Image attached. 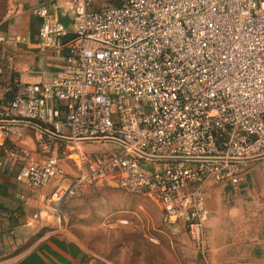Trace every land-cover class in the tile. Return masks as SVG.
<instances>
[{
    "label": "built area",
    "instance_id": "2783aa9c",
    "mask_svg": "<svg viewBox=\"0 0 264 264\" xmlns=\"http://www.w3.org/2000/svg\"><path fill=\"white\" fill-rule=\"evenodd\" d=\"M70 3V31L46 6L32 10L39 49L67 55L47 82L13 81L0 103V150L24 137L22 122L71 142L35 129L44 157L23 163L16 181L32 192L55 183L47 201L57 213L97 185L155 197L163 224L181 225L210 264L207 185L237 187L244 164L264 159V0ZM87 140L119 149L83 154L65 179L56 145Z\"/></svg>",
    "mask_w": 264,
    "mask_h": 264
},
{
    "label": "crops",
    "instance_id": "0c3cea01",
    "mask_svg": "<svg viewBox=\"0 0 264 264\" xmlns=\"http://www.w3.org/2000/svg\"><path fill=\"white\" fill-rule=\"evenodd\" d=\"M42 5L70 31V0H0V103H8L13 97L10 79L22 84L47 82L58 74L67 55L66 48L39 49L41 19L32 10ZM71 39L67 36L64 42ZM35 134L36 130L29 127L22 139H11L0 150V264H17L42 244L61 255L67 264H113L91 260L80 244L68 239V232L66 236H55L60 216L47 201L55 183L32 192L16 181L23 163L44 157ZM205 206L210 264H264V159L244 164L243 181L237 187L209 183ZM51 238L73 245L80 253L71 257L52 244ZM81 254L87 259L82 260ZM198 264L203 262L198 260Z\"/></svg>",
    "mask_w": 264,
    "mask_h": 264
},
{
    "label": "rangeland",
    "instance_id": "374dc122",
    "mask_svg": "<svg viewBox=\"0 0 264 264\" xmlns=\"http://www.w3.org/2000/svg\"><path fill=\"white\" fill-rule=\"evenodd\" d=\"M118 149L110 143L57 144L62 176L71 179L78 174L83 154ZM58 215L60 228L55 236L68 232V239L80 244L91 260L113 264H198L200 260L179 225L163 224L155 197L97 185L66 199Z\"/></svg>",
    "mask_w": 264,
    "mask_h": 264
},
{
    "label": "trees",
    "instance_id": "16d2710c",
    "mask_svg": "<svg viewBox=\"0 0 264 264\" xmlns=\"http://www.w3.org/2000/svg\"><path fill=\"white\" fill-rule=\"evenodd\" d=\"M12 96L15 92V87L12 81ZM13 98V97H12ZM50 242L54 244L62 252L69 254L71 257H76L80 252L73 245L65 244L56 238H51ZM82 260L87 259L84 254H81ZM61 255L56 254L47 244H42L36 251L32 252L27 257L20 260L17 264H67Z\"/></svg>",
    "mask_w": 264,
    "mask_h": 264
},
{
    "label": "water",
    "instance_id": "95a60500",
    "mask_svg": "<svg viewBox=\"0 0 264 264\" xmlns=\"http://www.w3.org/2000/svg\"><path fill=\"white\" fill-rule=\"evenodd\" d=\"M21 124L23 125H26V126H29V127H32L36 130H39L43 133H45L46 135H49L51 137H53L54 139L58 140V141H62V142H71L70 139H66V138H61V137H58V136H53L51 135L50 133H48L46 130H44L43 128L39 127V126H36L35 124H32V123H29V122H22ZM104 140H99V142H103ZM91 142H94L92 140H87V141H81L80 143H91Z\"/></svg>",
    "mask_w": 264,
    "mask_h": 264
}]
</instances>
